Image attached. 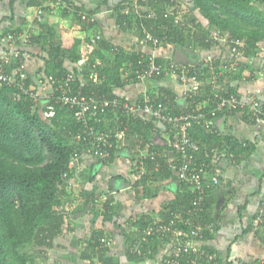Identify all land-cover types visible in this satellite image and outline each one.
<instances>
[{"label": "crops", "instance_id": "1", "mask_svg": "<svg viewBox=\"0 0 264 264\" xmlns=\"http://www.w3.org/2000/svg\"><path fill=\"white\" fill-rule=\"evenodd\" d=\"M118 1L0 0V31L4 27L10 29L17 27L20 28L17 34L27 32L30 39L31 36L46 35L47 31L52 29L59 37L68 35L79 38L83 40L79 64L84 63L92 52L91 44L86 43L85 38L90 37L92 40L98 35L101 37L99 40L107 42L113 48L118 47L128 54L133 50L141 51L169 61L175 58L177 48H182L194 55V60L186 64L195 61L197 57L212 56L214 68L207 67L211 71L210 75L200 76L196 83H183L170 74H164L160 80H129L120 88H115L114 92L130 102L137 101L142 96L144 99L150 96L156 102L162 96L163 99L166 98L165 102L158 106L164 107L163 110L170 113L175 111L179 114L193 108L192 105L190 108V104H187L185 96L191 86V89L196 90L200 86L196 108L202 109L205 113L210 109L213 90L238 96L242 104L239 107L240 110L220 112L210 118V123L199 122L195 124L193 130L188 131L193 140L198 143L199 149L201 147L203 149V153L196 155V159H202L197 160V163L204 164L209 178L218 175L220 180L216 186H209L206 190L209 223L194 218L198 222L213 225L211 231L206 230L203 238L196 241L195 245L203 246L209 253L214 254L220 264H233L239 259L252 264L264 259V223L255 232L251 224V219L257 215L264 201V119L249 115L253 111V102L264 100V45L259 44V48L247 56L243 55L242 51L239 55L233 48L235 44L230 45L224 39L225 36L218 34L217 44L207 50L203 44L197 43L196 47H192L194 44L188 46L186 41L180 42L178 44L180 46L166 43L152 47L142 42L138 29L131 20L130 26L120 27L113 9V5ZM179 1L182 3V12L191 11L190 0ZM67 3L83 7L86 13L80 16L82 19L84 15L86 22H77L72 7H66ZM125 8L123 15L130 14L131 11H125ZM171 9L169 3L164 8V13L168 14ZM39 10L42 12L39 13ZM119 11L121 12L118 9ZM192 13L201 25L208 28L207 20L197 10ZM89 22L92 24L89 25ZM212 34L217 33L211 32L209 35L212 36ZM24 49L26 57L23 64L27 74L33 78L41 97L49 98L52 86L46 81L44 72L40 70L44 65L43 57L47 58L48 54L42 51L39 44L27 46ZM104 54L105 63L112 65L114 52L108 51ZM217 59L219 61L214 64ZM233 61H237L238 65L231 68L230 64ZM92 76L90 72L89 79H92ZM97 80L98 78L92 81ZM229 88L235 92H226ZM73 92L78 94L74 90ZM158 126L161 130L152 133V140L159 146H165V140L169 137L173 138L174 131L167 124ZM106 128L99 130L109 132L111 135L117 130L113 124L111 128ZM191 131L198 134L196 139ZM114 140L122 149L114 153L111 159L84 153V151L87 152L89 145L87 149L80 151L82 153L76 155L73 163L75 177L72 181L79 187H69L68 193L72 195L74 193L77 196L72 198L67 195L64 204L72 206V211L86 200L90 202L81 211L75 214L70 213L78 217L70 215L67 222L63 223L61 232L52 240V247H41V262L37 261L35 254V260L38 263L89 264L81 260L80 254L84 248H87L91 236L96 233L99 234V238L109 241L106 257L111 264H161L162 258L173 251V245L177 241L174 236L169 235L162 241L155 242L153 254L147 256L148 258L141 261H131L127 258V238L137 229L139 224L136 221L143 219L148 222L146 227L166 224L162 222L161 214L180 192L181 184L176 174L166 178L159 177L164 172L160 173L159 167L154 169L155 172L149 177L150 180L147 178L148 181L145 183H138L137 180L141 178L142 170L144 171L140 163L141 156L145 152L140 151L141 153L136 155L137 145L131 148V151L125 148V142L134 144V138H129L127 141L124 135L122 139L112 137V141ZM233 145H236L234 150L238 152L234 158L225 153ZM94 151L95 149H92L90 152ZM157 155L162 156L169 163L176 158V154L172 151L158 152ZM144 185L152 187L148 196L143 195L145 194ZM186 206L180 205L174 210H180L177 213L184 214ZM212 219L214 221H211ZM206 234L210 236L206 238ZM33 250L36 251L34 246ZM95 259L93 258L94 261ZM96 262L97 259L95 264ZM180 264H187V261H181Z\"/></svg>", "mask_w": 264, "mask_h": 264}, {"label": "trees", "instance_id": "2", "mask_svg": "<svg viewBox=\"0 0 264 264\" xmlns=\"http://www.w3.org/2000/svg\"><path fill=\"white\" fill-rule=\"evenodd\" d=\"M256 1L264 6V0H190L191 11L188 10L186 13L182 12L181 6L179 7L181 3L177 0L176 2L173 0H119L113 5V9H115L114 13L120 27L130 26L131 20L138 29L141 39L143 29L159 39L157 44H152L149 41L144 42L149 46L158 47L166 43L180 46L178 45L180 42L185 43L186 41L188 46L194 44L192 47H196L197 43L203 44L207 50L217 44L216 37L220 35L227 37L224 39L230 45H233L234 41H238L235 47L247 56L257 50L259 44H264V10L256 5ZM169 3L172 7L171 13L165 14L164 8ZM67 4L66 7H72L77 22H86V18L81 19L80 16L86 13L83 7L74 3L73 5ZM124 6H134L137 10L123 15ZM118 9L121 10L120 13ZM194 10H197L207 20L208 28L201 25L196 16H192ZM176 18H178L177 22H175ZM92 22H89V25ZM19 31L20 28L17 27L13 29L4 27L0 31V38L8 36V34H17L16 32ZM47 32L46 35L31 36L27 43H21L19 39L13 42H0V66H3L5 72L12 74L16 80L20 74L17 70L24 72L27 89L39 92L33 78L27 74L24 67V57H26L24 47L34 44H39L42 51L48 54L47 58L43 57L44 65L40 70L44 72L46 81L51 84L53 89L56 88L62 78L71 73L74 76L72 88L80 95H104L108 99H117L129 104H143L145 101L143 96L137 101L130 102L124 97L118 96L114 92L115 88H120L129 80H160L164 75L160 73L145 77L142 80L137 79L132 73L133 66L137 60L142 58L141 56H150V54L134 50L130 51L129 54L124 53L120 48L115 50V47L113 48L107 42L103 40L93 41L90 37H86L84 41L91 44L92 52L84 63L79 64L78 60L82 57L83 40L68 35L59 37L52 29ZM211 32L217 34L210 36ZM108 51L114 52L112 65H108L104 61V53ZM6 56H8L7 61H5ZM198 59V57L195 58L193 62ZM154 60L160 64L168 62L156 56H154ZM218 61L217 59L214 64ZM95 63L96 66L93 68ZM125 67H129L130 70L125 72ZM94 70L98 73L96 82L89 79V73ZM210 73L211 71L207 67L202 68L198 71V81L200 76L205 77ZM191 88L185 95L190 108L196 107L198 104L197 94L200 86L197 90ZM18 91L16 85L0 84V264H40L36 262L35 254L37 257L42 255L41 247H52V240L61 232L63 223L67 222L71 214L86 208L90 202L86 200L81 206L70 212H66L63 207L64 199L67 195H72L68 193V188L70 181L75 177L74 160L76 155L82 153L80 151L88 148V143L76 138L77 133L81 132L82 125L73 118V113L67 106L58 105L55 107L53 116L45 117L43 115L44 102L34 104L30 98L24 95L17 96ZM220 92L216 89L213 90L214 99ZM226 92L235 91L229 88ZM146 97L150 103L155 105H160L166 99L161 96L155 102L150 96ZM257 102L262 109L260 110L261 113H258V117H262L264 100H257ZM164 105L166 106V103ZM159 107L164 109L162 106ZM238 110L240 108L233 111ZM171 114L178 115L179 113L172 111ZM249 115L253 116V111ZM112 124L116 126L117 130L125 127L127 141L129 138L135 139L134 144L125 142L127 144V146L125 144V148L131 151V148L137 145L136 155L140 154V151L145 152L141 156L140 163L144 171L142 170L141 178L137 180L138 183H145L150 180L149 177L158 167L160 173L164 171L159 177L166 178L175 174L172 169L175 159L169 163L162 156L158 157L157 155L158 152L163 151H172L176 154L169 144L172 137L165 140V146L155 144L152 140V133L160 132L161 128L153 119L132 115H123L117 119L112 112H109L106 119L97 122L95 125L97 129H104L106 127L111 128ZM166 127L168 128V126ZM191 134L195 139L198 137V134L193 131ZM111 141L102 144L107 152L103 159H111L114 153L122 149L115 140L109 147ZM235 147L236 145L230 147L225 152L226 155L234 158L238 153L235 152ZM84 153L88 152L84 151ZM201 153H203L202 147L197 155L199 156ZM197 160L201 161L202 159ZM179 184H181L180 192L169 203V206L164 208L166 211L161 214V217L163 223L167 224L170 222L168 220L172 219L179 228L185 229V224L176 217V213L180 210L174 209L180 205H187L186 207H188L192 195L185 182L179 180ZM150 187L144 185L143 192L145 194L143 195H150L152 191V187ZM203 208V212L194 218L209 223V214L206 210L209 205L206 198L203 202ZM136 222L139 224L137 229L127 238L126 256L131 261H141L148 258L147 256L151 254H147L146 248L151 247L153 249L156 241L163 240L149 239L148 243H141L140 240L141 254L137 255L131 250V244L140 239L141 232L146 228L148 222L143 219ZM98 235L96 233L91 236L88 246L81 252L80 258L89 264H95L93 258H96L100 264H111L109 258L106 257L107 246L109 245L107 242L109 241L105 238L104 242L100 241ZM209 236L210 234H206V238ZM92 240L93 242H91ZM33 246L36 251L31 250ZM235 263L236 261L233 264Z\"/></svg>", "mask_w": 264, "mask_h": 264}, {"label": "built area", "instance_id": "3", "mask_svg": "<svg viewBox=\"0 0 264 264\" xmlns=\"http://www.w3.org/2000/svg\"><path fill=\"white\" fill-rule=\"evenodd\" d=\"M173 1L176 2V0ZM128 10L136 11L137 8L134 6H126L125 11ZM38 12L41 13L42 11L39 10ZM82 19H85L84 15ZM177 21L178 18L175 19V22ZM99 38L100 36L98 35L92 40H99ZM17 39H19L21 43H27L29 41V34L27 32H22L21 34H8V36L0 38V42H13ZM148 41L152 42V44H157L159 39L153 37L146 29H143L142 42ZM237 43L238 41H234L235 45ZM233 48L236 50L237 54L241 55V50H238L235 46ZM114 49L118 50V47ZM16 55L15 53V56ZM141 57L142 58L137 60L132 68V73L139 80L145 77H151L154 74L157 75L162 73L170 74L174 79L180 82L192 84L198 82L199 70L204 67L214 68V58L210 55L200 57L196 62L190 64L177 62L172 59L166 62V64H160L155 62L154 56L152 55ZM7 60L8 56L5 57V61ZM237 65L238 62L233 61L230 67L233 68ZM95 66L96 65L93 64V68ZM127 70H130V68ZM17 72H20V74H18L19 78L16 80L12 74H7L5 72L3 66H0V84H6L8 86L16 85L19 89L16 95H24L30 98L34 104L44 102L43 115L45 117L53 116L56 106H67V108L72 111L73 118L82 125L81 132L77 133L76 138L87 142L89 145L87 152L93 153L96 156L103 157L106 155V149L102 144H106L107 141L112 140V137L122 139L125 135V127L119 128L113 135L96 128L95 124L106 119L109 112H112L117 119H120L123 115H132L134 117L145 116L146 118L153 119L157 125H159V123L167 124L174 131L172 140H169V144L176 152V158L174 164H172V169L175 171L177 178L187 184L192 195L190 205L187 207L184 214H176L180 222L185 224V229L179 228L173 220L168 222L167 225L155 224L147 226L141 232L140 239L137 240L136 243L131 244V250L137 255H140V240L141 243H148L149 239H165L167 236L172 235L177 242L173 245V251L168 252L162 258L161 264H180L181 261L184 260L187 261V264H220L214 254L209 253L203 246L195 245L196 241L203 238L206 230L211 231L213 225L198 222L194 217L200 215L204 210L203 202L207 188L212 185H217L220 180L218 175L209 178L204 164L197 163L196 155L199 151V145L193 140L188 131L193 130L195 124L199 122H205V124L210 123V118L215 117L220 112L233 111L242 106L238 96L234 94L218 93L216 99L212 97L210 100V109L207 113L203 112L200 108L193 107L186 113L173 115L166 110H162L158 105L150 103L147 97L143 104H129L127 102L118 101L117 99H108L104 95L86 96L76 94L73 92L72 88L74 76L71 73L62 78L56 88L54 87L55 89L52 88L49 98L44 99L39 92L27 89L24 81L26 74L18 70ZM92 74V79L96 80V70H94ZM252 109L253 116L255 117H258V113H261L260 110H262L258 102H253ZM259 118L264 119V112L263 116ZM162 143L164 144V142ZM111 146L112 141L109 143V147ZM92 149H95V151L90 152ZM263 223L264 201L257 215L251 219L253 232ZM99 240L102 242L105 241L104 238H100ZM107 244H109V242H107ZM152 251L153 249L151 247L146 248L147 254H153ZM96 264H100V262ZM235 264L248 263L239 259L236 260ZM252 264H264V259L255 261Z\"/></svg>", "mask_w": 264, "mask_h": 264}, {"label": "water", "instance_id": "4", "mask_svg": "<svg viewBox=\"0 0 264 264\" xmlns=\"http://www.w3.org/2000/svg\"><path fill=\"white\" fill-rule=\"evenodd\" d=\"M175 61L177 62H190L191 60H194V55L189 52V51H185L182 48H177L176 52H175ZM160 126H163V123H159Z\"/></svg>", "mask_w": 264, "mask_h": 264}, {"label": "rangeland", "instance_id": "5", "mask_svg": "<svg viewBox=\"0 0 264 264\" xmlns=\"http://www.w3.org/2000/svg\"><path fill=\"white\" fill-rule=\"evenodd\" d=\"M256 5L257 6H259V7H261L263 10H264V6L262 5V4H260L258 1H256ZM225 38H227V37H225ZM262 45H264L263 43H262ZM129 68V67H128ZM128 68H126L125 69V72H126V70L128 69ZM159 140V139H158ZM70 188H72L73 186H76V187H79V186H77V185H75L74 184V181H70ZM78 185H80V184H78ZM70 190V189H69ZM78 190H80V188H78ZM77 195H75L74 193H73V195H71V197L72 198H74V197H76ZM64 209H65V211L66 212H70L71 211V208H72V206H69V205H66V204H64ZM72 217H78L77 215L76 216H73V215H71ZM31 250H33V247L31 248ZM41 259H42V255H40L39 257H37V261L39 262H41ZM36 261V262H37ZM95 261H96V259H95ZM96 263H98V262H96Z\"/></svg>", "mask_w": 264, "mask_h": 264}, {"label": "clouds", "instance_id": "6", "mask_svg": "<svg viewBox=\"0 0 264 264\" xmlns=\"http://www.w3.org/2000/svg\"><path fill=\"white\" fill-rule=\"evenodd\" d=\"M178 2H180L179 0H177ZM181 3V2H180ZM180 6H182V3L180 4Z\"/></svg>", "mask_w": 264, "mask_h": 264}]
</instances>
